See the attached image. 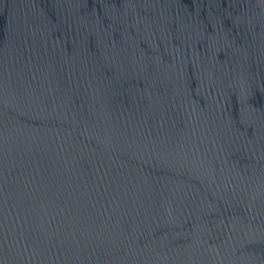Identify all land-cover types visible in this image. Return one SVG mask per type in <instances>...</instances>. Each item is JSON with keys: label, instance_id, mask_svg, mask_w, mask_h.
<instances>
[{"label": "water", "instance_id": "1", "mask_svg": "<svg viewBox=\"0 0 264 264\" xmlns=\"http://www.w3.org/2000/svg\"><path fill=\"white\" fill-rule=\"evenodd\" d=\"M0 264H264V0H0Z\"/></svg>", "mask_w": 264, "mask_h": 264}]
</instances>
